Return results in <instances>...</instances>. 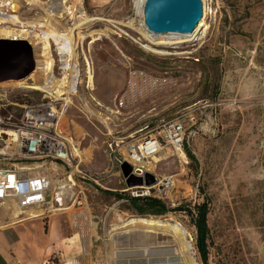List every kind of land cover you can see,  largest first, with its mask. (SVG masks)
Here are the masks:
<instances>
[{"label":"rangeland","instance_id":"rangeland-1","mask_svg":"<svg viewBox=\"0 0 264 264\" xmlns=\"http://www.w3.org/2000/svg\"><path fill=\"white\" fill-rule=\"evenodd\" d=\"M202 2L203 8L206 3L211 9L207 28L191 36L150 32L151 39H147L126 25L131 20L140 28L144 25L143 8V15L139 14L133 0L72 1L70 12L76 17L86 13L97 19L90 30L83 32L106 28L114 31L111 37L96 41L88 36L78 48L82 64L90 60L95 82L88 86L83 71L78 87L81 98H72L66 120L62 121L79 153L93 152L92 158H81L85 166L97 175L106 171L109 177L102 180V187L92 180L82 181L77 175L76 160L71 168L50 159L31 164L38 168L36 172L50 176V196L61 197L62 205L49 201L40 209L44 216L64 217L70 235L66 259L73 264H118L120 259L149 258L157 259L159 264H174L164 261L173 256L180 259L177 264H188L178 237L168 231L155 233V247L174 249L175 253L118 256L120 251L137 249L116 245L120 234L142 229L127 224L151 218L165 223L170 217L173 220L169 224L178 227L192 243L190 255L197 264H203L196 229L187 214L170 211L140 215L128 200H118L104 192L126 190L132 195L148 191L146 186L129 188L120 164H113L114 158L125 156L127 142L155 133L163 121L179 112L196 115L197 123L187 131L185 139L196 161L190 159L185 148L186 159L165 149L163 153H168V158L157 164L155 172L149 171L158 180L173 176L175 184L165 194L160 193L159 183L154 184L150 195L163 199L172 208L210 200V264H264V0ZM13 7L7 8L8 13L23 22L46 19L43 9L30 0H16ZM52 12L59 29L74 28L71 15H63L61 8ZM56 53L55 50L57 64L53 73L61 77ZM3 90L9 95L2 113L13 120L22 115L24 109L19 105L44 95L39 89H29L27 95L12 86H0ZM83 100L107 123L89 115L81 105ZM63 104L59 102L60 110Z\"/></svg>","mask_w":264,"mask_h":264},{"label":"built area","instance_id":"built-area-1","mask_svg":"<svg viewBox=\"0 0 264 264\" xmlns=\"http://www.w3.org/2000/svg\"><path fill=\"white\" fill-rule=\"evenodd\" d=\"M77 60L78 63H74V77H71L76 79V91L82 84L83 71L87 72L89 67L88 61L85 60V64H82L79 58ZM19 90L27 95L26 91L29 89L19 88ZM40 91L44 95L37 100L34 99L22 105L14 103L23 106L24 109L18 120H13L11 115L2 113L9 94L7 90L0 92V202L13 201L23 211L32 208L40 209L50 203L49 201L61 203L57 197L50 196L53 188L50 176L36 172L38 168L31 165L39 160L60 161L70 168L76 160L78 177L82 181L92 180L97 185H101L102 180L109 177L106 171L97 175L85 166L81 157L73 154L72 138L68 135L60 118L61 110L58 105L61 100L52 98L48 92ZM196 123L195 113L179 112L174 118L163 121L155 133L142 135L139 140L127 142L128 156L125 154L121 159L115 157L114 161L112 160L113 164L116 161L119 164L127 161L136 168L141 167L143 171L149 172L150 169L142 162L152 160L165 149L170 154L177 155L182 151L186 159L184 151L186 133ZM13 161L24 165L14 167ZM158 183V189L162 194L175 184L173 176L159 179ZM146 188L147 192H136L132 195H150L152 187ZM36 216L39 215H32V217Z\"/></svg>","mask_w":264,"mask_h":264},{"label":"bare ground","instance_id":"bare-ground-1","mask_svg":"<svg viewBox=\"0 0 264 264\" xmlns=\"http://www.w3.org/2000/svg\"><path fill=\"white\" fill-rule=\"evenodd\" d=\"M14 1L16 0H3L0 3V38L27 40L33 47L34 59L37 61V66L28 78L18 81L11 80L10 82H5V84H0V86H12L32 90L40 89L48 92L52 98L54 97L55 99L64 102V107L60 112V118L61 121H65L67 108L73 103L72 98L75 95L81 98L78 91L75 90L76 79H71L72 76L74 77V63H78V48L84 45L83 43L88 36H90L93 41H96L98 38L103 36L111 37V34H113L114 31L110 28H106L86 33L90 30L91 24L97 19L88 16L86 13H83L81 17H76L73 12H70L73 0H61L59 3L57 0H30L33 5L35 4L46 13V19L43 22H23L19 16L10 15L7 8H14ZM144 2L145 0H133L134 8L139 14H142L143 12L142 8L144 6ZM56 8H61L63 15L68 14L73 17L72 20H75V24L73 25L74 28L61 30L56 26L57 22L55 20V14L52 12V9ZM203 9L204 16L192 34L200 31L203 27H208L207 17L211 13V9L206 3L204 4ZM79 10H83L82 1L79 3ZM126 25L137 30L142 37L151 39L149 33L152 31L145 25H142V28H140L133 20L129 21ZM77 30L79 31L76 33ZM83 30L87 31L83 32ZM161 34L157 35L160 36ZM192 34L182 33L183 36H191ZM55 50L59 57L58 61H60L61 65V77H57L54 74L55 72L53 73L54 67L57 64L56 57L54 56ZM88 63L89 67L86 72L88 86H94L95 81L94 75L91 71L90 60H88ZM81 105L83 109L89 113V115L107 123V119L103 118L100 114L98 115L86 101H81ZM72 141L73 139L71 140V148L73 145V154L86 159L93 157V152L91 150L86 151L85 155L79 153L75 143ZM125 153L126 156H128L127 151H125ZM178 155L179 157L181 156L185 159V154L182 151L178 152ZM164 158H168V153L162 152L160 155L154 156L153 160L143 161L142 164L151 171L155 172L157 164L164 160ZM42 213H44V211L39 210L38 212H29L28 215H41ZM172 220L173 218L170 217L165 221V223H162L159 219H140L131 221L127 225H135L137 227L144 228L149 232L153 231L155 233H165L168 231L174 233L178 237L183 251L187 253L188 264H197L195 259L190 255L191 250L193 249L192 243L188 241L186 236L182 234V231L178 227L169 224ZM167 259L168 261H174V264L180 262V259L174 256L171 258L168 257ZM118 263H121V261Z\"/></svg>","mask_w":264,"mask_h":264},{"label":"water","instance_id":"water-1","mask_svg":"<svg viewBox=\"0 0 264 264\" xmlns=\"http://www.w3.org/2000/svg\"><path fill=\"white\" fill-rule=\"evenodd\" d=\"M143 11L144 25L157 34L166 32L192 34L204 16L202 0H145ZM36 66L33 47L27 40L0 38V82L26 79L36 69ZM120 169L129 188L150 187L159 181L154 173L136 168L127 161L120 164ZM116 245L119 248H137L133 251H120L119 257L175 253V250L170 248L158 250L155 247V232H149L144 228L120 234L117 236ZM166 259L165 262L168 261ZM156 260L155 258H149L147 261L120 259L117 263L120 261L121 263L118 264L161 263Z\"/></svg>","mask_w":264,"mask_h":264},{"label":"crops","instance_id":"crops-1","mask_svg":"<svg viewBox=\"0 0 264 264\" xmlns=\"http://www.w3.org/2000/svg\"><path fill=\"white\" fill-rule=\"evenodd\" d=\"M12 202H0V264H73L66 259L70 235L64 217H31L39 209L23 211Z\"/></svg>","mask_w":264,"mask_h":264},{"label":"trees","instance_id":"trees-1","mask_svg":"<svg viewBox=\"0 0 264 264\" xmlns=\"http://www.w3.org/2000/svg\"><path fill=\"white\" fill-rule=\"evenodd\" d=\"M185 151H187L190 159L196 161L195 155L185 143ZM104 192L113 195L118 200L126 199L130 202L131 207L140 215H163L170 211L183 212L190 218L191 225L196 229V245L203 264L209 263L211 229L208 224V216L210 212V200L206 198L204 201L196 203H185L177 207H169V205L156 196L131 195L126 190Z\"/></svg>","mask_w":264,"mask_h":264}]
</instances>
